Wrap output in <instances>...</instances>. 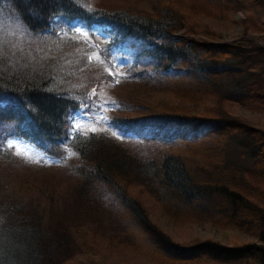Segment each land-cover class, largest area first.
Instances as JSON below:
<instances>
[{"label":"trees","instance_id":"trees-1","mask_svg":"<svg viewBox=\"0 0 264 264\" xmlns=\"http://www.w3.org/2000/svg\"><path fill=\"white\" fill-rule=\"evenodd\" d=\"M155 3L140 9L126 0H0V264H107L97 252L133 244L89 210L121 213L174 264H264V130L233 114V105L248 103L264 115V43L256 42L264 40V21L253 23L249 10L264 13V0ZM239 11L241 38L215 41L210 24L233 25ZM195 35L210 41L189 38ZM126 51L121 75L113 59ZM164 94L168 100L151 99ZM117 128L158 145L144 149L179 146L199 159L159 157L162 151L134 156L140 149L109 136ZM235 133L246 142L234 141L243 154L253 150L249 169L214 159L230 152ZM13 139L42 158L17 152L7 143ZM63 165L78 181L47 188L52 179L36 177L39 168ZM98 183L112 190L105 208H93ZM133 187L189 222L210 220L199 202L217 208L222 212L209 223L253 241L177 245L126 195ZM67 210L95 223L81 225V216L52 227Z\"/></svg>","mask_w":264,"mask_h":264},{"label":"rangeland","instance_id":"rangeland-1","mask_svg":"<svg viewBox=\"0 0 264 264\" xmlns=\"http://www.w3.org/2000/svg\"><path fill=\"white\" fill-rule=\"evenodd\" d=\"M129 3H132L134 6H137L138 8H143L146 6L154 7L156 5L155 0H126ZM157 1V0H156ZM250 10V17L252 19V22L256 25L260 26V23L264 21V13L262 10L254 7L249 6ZM233 14V13H232ZM244 12H236L232 16V20L235 22L233 25H226V26H218L214 24H210L211 30L217 35V42L221 43H230L233 39L241 38V32H240V26L238 22L242 20L244 17ZM241 15V16H240ZM182 31H179L176 33V35H181ZM251 33L253 31L251 30ZM255 36H261L259 33H254L253 37ZM193 38L196 41H203V42H209L210 40L204 39L203 37H198V35H195ZM261 38V37H260ZM255 39L258 38H253ZM244 40H247L245 38ZM254 41L252 43H254ZM264 43V40L259 39L256 40V42ZM247 51V48L245 52ZM105 55V51L102 52ZM129 54L130 52H125L123 55V58L118 57V60H114L117 63V69L121 71V75L123 71L127 68L129 65ZM127 87H124V90H126ZM120 92H124L121 91ZM170 94H164V95H154L151 96V99L153 102H157L158 100H168L167 97ZM253 104H235L233 105V114L239 117L241 120L245 121L246 123L250 124L253 127L260 128L264 130V115L261 113H257V108L253 107ZM228 109V107L226 106ZM108 134L110 137L114 138L116 141H118L121 146L128 150H132L131 147L134 146V149H140L133 151L134 156H140L142 158H149L151 155H153V152L162 151L160 153L159 157H162L166 153L174 154L180 157H184L182 159L183 161L192 159L194 161L199 159V155L194 154L192 151L185 150L184 153H181V149L178 148L179 146L169 148L165 151V148H153V150L150 149H144L147 146H158L156 143H153L149 140L136 139L131 138L129 135H126V133H123L120 129H110L108 130ZM236 134V133H235ZM149 137V136H147ZM234 137H237L235 140L231 141L230 143V152L228 154H225L224 151H217L215 155V160L219 162L220 164L225 162L232 163L233 161H236V166L244 167L249 169L252 166V163L254 162L252 156L254 155L253 150H248L246 154H243L242 148H239L236 146V142H239L240 140L244 141L243 137H239L238 134L234 135ZM238 139H240L238 141ZM226 142L223 145H229V139H225ZM236 141V142H234ZM245 142V141H244ZM9 145L13 146L15 150L23 155H26L29 157V159L35 161V159L42 158V155L40 152L35 150L31 145L21 141V140H10L7 142ZM232 143L234 145H232ZM240 143V142H239ZM246 143V142H245ZM246 145H244V149ZM133 149V150H134ZM160 149V150H159ZM244 157V158H243ZM212 159V157H211ZM223 159V160H222ZM69 161V160H68ZM70 162V161H69ZM68 165V164H67ZM67 165H63L61 167H42L39 168V171L41 173H38L36 177H41L42 173L44 175H47L49 178L52 179V181L45 185L44 187H51L50 184H59L60 188L64 187L69 183H74L75 181H78L75 176H70L68 173H70V169ZM72 173V171H71ZM212 174V173H209ZM221 175V172L218 174ZM99 184V183H98ZM97 187V188H96ZM92 197L94 198L95 207L98 208L100 205H102L104 208L107 206V203L112 202L111 188L107 186H102L101 184L96 185L92 190ZM146 190H144L141 187H133L130 188L128 191L126 190V195L129 197L128 193H130L135 199V202L139 205V208L148 216V219L159 227L160 230H162L168 238L172 242H174L177 245H185L188 243H191L193 241H204V240H211L213 242H218L221 245L228 246L232 242L240 241L245 243H252L253 239L249 236L245 235H238L231 229H223L219 226H222L223 222H221L218 225H214L212 223H209L212 221V217L218 215V213L222 212L221 210H218L214 207L209 206H203L201 202H199L198 209L202 214L207 216L209 215L210 220L206 221H197V222H189L185 218H183V212L180 210L171 211L170 213L166 211L154 198H151L146 195ZM131 197V196H130ZM46 206V204L44 203ZM204 207V209L202 208ZM113 209L115 211H119V208L114 205ZM173 209V208H172ZM77 213H74L73 211H59V213L56 214V217L54 221L51 222L52 227H56V221L57 223L60 222L63 225H72L71 220L79 219L81 216L85 218V221H81V225H91L95 223V221H92L87 218L86 215L82 214L79 210L75 211ZM97 214L99 221L103 224L106 223H112L115 225L119 233L117 234L120 238L123 234H128L130 236V241L133 243L127 248H122L121 246H115L112 250L108 252H97L95 255L98 260L107 262V264H165L163 262H167V264H174V261L169 259L165 256V254L157 247L152 245V243L147 239L144 238L142 235H140L132 225H130V222L123 217L121 213L114 217H110L108 215H105L103 213H98L97 211L92 212L89 210V213L87 215H93ZM50 216H54L51 214H48ZM224 227V226H222ZM85 233V236H88L90 234L89 230L86 228H80ZM95 236L100 237V232H96ZM132 236V239H131ZM161 259V260H159ZM96 260V258H95ZM159 261V262H158Z\"/></svg>","mask_w":264,"mask_h":264}]
</instances>
